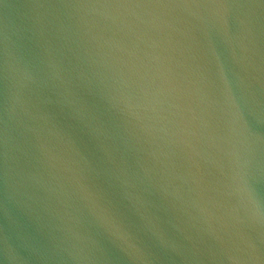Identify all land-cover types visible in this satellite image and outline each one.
Segmentation results:
<instances>
[{
  "label": "water",
  "instance_id": "obj_1",
  "mask_svg": "<svg viewBox=\"0 0 264 264\" xmlns=\"http://www.w3.org/2000/svg\"><path fill=\"white\" fill-rule=\"evenodd\" d=\"M0 264H264V0H0Z\"/></svg>",
  "mask_w": 264,
  "mask_h": 264
}]
</instances>
